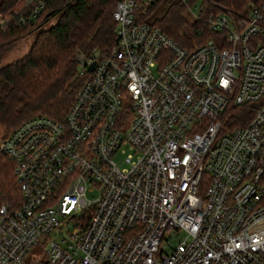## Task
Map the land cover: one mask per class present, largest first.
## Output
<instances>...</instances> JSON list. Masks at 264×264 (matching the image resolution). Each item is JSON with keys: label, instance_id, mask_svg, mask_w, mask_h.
<instances>
[{"label": "built area", "instance_id": "2783aa9c", "mask_svg": "<svg viewBox=\"0 0 264 264\" xmlns=\"http://www.w3.org/2000/svg\"><path fill=\"white\" fill-rule=\"evenodd\" d=\"M154 1L116 0V44L76 53L85 77L61 119L0 138L18 191L0 202V264H264V1L199 7L211 34L191 48L137 20ZM25 4L17 25L45 7Z\"/></svg>", "mask_w": 264, "mask_h": 264}, {"label": "trees", "instance_id": "16d2710c", "mask_svg": "<svg viewBox=\"0 0 264 264\" xmlns=\"http://www.w3.org/2000/svg\"><path fill=\"white\" fill-rule=\"evenodd\" d=\"M45 7L34 24H18L16 13L28 15L25 0H0V13L11 21L0 30V59L24 35L34 32L33 42L20 58L0 65V126L2 137L26 118L43 113L61 119L84 81L77 74L76 53L93 48L101 57L109 55L116 44L112 10L116 0H41ZM137 4V20L146 21L147 13L158 2ZM191 1V0H190ZM264 0H201V18H206L221 4L234 14ZM181 0L171 3L162 17L155 19L169 37L179 45L191 48L210 36L201 20L189 22L184 17ZM245 11V10H244ZM56 21L42 28L50 17ZM200 32L197 33V30ZM236 124L245 107L229 109ZM14 162L0 153V202L15 204L18 191L13 177Z\"/></svg>", "mask_w": 264, "mask_h": 264}, {"label": "rangeland", "instance_id": "374dc122", "mask_svg": "<svg viewBox=\"0 0 264 264\" xmlns=\"http://www.w3.org/2000/svg\"><path fill=\"white\" fill-rule=\"evenodd\" d=\"M175 1L177 0H159L152 7V9H150L149 12L147 13L146 21L153 22L155 19L162 17V15L167 10L168 6ZM183 4L185 7L184 12H183L184 17L186 18L187 21L192 22L194 20V17H193L194 14L196 13V11H198L199 7L201 6V0H191V1L188 0L189 8L191 10L189 9L187 10V4L185 3ZM217 5H218L217 6L218 9L212 14H215L219 11L227 10V8L224 7L223 5L221 4H217ZM246 9L247 8L244 7L241 12H244V10ZM57 17H58V14L50 17L45 23L42 24L43 25L42 28H47L50 25H52L56 21ZM34 34H35L34 32H31V33L24 35L13 47H10L7 50H5L2 53L0 65L13 61L15 59H18L22 55H24L29 49L31 43L33 42ZM3 131H4V128L0 126V138L2 137ZM117 161L119 162L120 159L117 158ZM96 195H97L96 190L86 191V197L89 199L94 198ZM184 235L185 234L182 231H180L178 233H175L172 238L169 237V241L172 243V245H174L175 243H177L178 240L182 239ZM168 250H169L168 247H166L165 251L167 252Z\"/></svg>", "mask_w": 264, "mask_h": 264}, {"label": "water", "instance_id": "95a60500", "mask_svg": "<svg viewBox=\"0 0 264 264\" xmlns=\"http://www.w3.org/2000/svg\"><path fill=\"white\" fill-rule=\"evenodd\" d=\"M92 65H93V62L90 64V66H89V69H91V68H92Z\"/></svg>", "mask_w": 264, "mask_h": 264}]
</instances>
